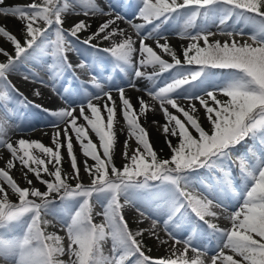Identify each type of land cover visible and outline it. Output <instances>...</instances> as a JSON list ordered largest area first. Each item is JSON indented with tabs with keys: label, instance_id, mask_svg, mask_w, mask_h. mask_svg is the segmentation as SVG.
Returning <instances> with one entry per match:
<instances>
[{
	"label": "snow or ice",
	"instance_id": "1",
	"mask_svg": "<svg viewBox=\"0 0 264 264\" xmlns=\"http://www.w3.org/2000/svg\"><path fill=\"white\" fill-rule=\"evenodd\" d=\"M0 20L2 264H264V0H0Z\"/></svg>",
	"mask_w": 264,
	"mask_h": 264
},
{
	"label": "rangeland",
	"instance_id": "2",
	"mask_svg": "<svg viewBox=\"0 0 264 264\" xmlns=\"http://www.w3.org/2000/svg\"><path fill=\"white\" fill-rule=\"evenodd\" d=\"M9 2H12V0H9ZM15 2L28 3V2H30V0H15ZM0 22L6 23L10 30H12L13 32H17L18 33L19 24L16 21H14V20H7V21L0 20ZM65 26H68V25L66 24ZM92 27H93V29L95 28L93 25H92ZM169 40H170V43L173 46H179V44L182 43V42L186 43V41H181L180 39H178L175 36H170ZM149 43H151V41H149ZM5 46L7 47V45H5ZM13 82L14 83L17 82L16 78H13ZM21 90L24 91L25 94L29 96V99H33V100H35L36 103L43 104L45 107L56 108L62 103L57 97L53 96L51 94V92L49 90H47V89L43 90L44 91V97L42 99H37V98H35V97H33L31 95V85L24 86V87L21 88ZM136 93H138V92H136L135 90H132V89H129L127 91V94H128L129 97H131L133 104L136 101ZM148 99H150V98L148 97ZM155 120H160L161 122H163L161 115H159L158 118L155 119ZM142 122H143V120H142ZM30 123L33 126H35L36 129H38V130L40 129L43 132H48L50 135H46L44 137L45 140H44L43 143H45L46 145L51 143L52 128L51 127H47V126L41 128V125H44L46 123L44 114L37 113L35 116H32L31 119H30ZM143 123H144V126L149 131L152 143H153L154 147L156 148V150L159 152L160 149L163 148L164 151L161 152V155H165L166 156L168 150H167V148L164 145L163 137L156 130V127L152 123H149V124L147 122L146 123L143 122ZM29 131H32V130H29ZM152 133L156 134L158 139H161V141L157 142V143L155 141H153ZM15 138L16 137L13 136V139H15ZM0 151H5V150H0ZM76 151H77V155H78L79 159L83 160L84 158L79 153L78 147H77ZM116 152H117V154H116V157H115V163L117 164V166H120L122 164V159H121V156H120V145L117 146ZM5 154H6V152H5ZM64 167H65V169H67L68 165L64 164ZM11 174L14 176V178L19 180L18 182H20L22 184L24 183L23 180L20 178V173L17 170L14 169ZM13 199H15V197H13ZM128 218H129V220L131 222V213L128 214ZM221 223L223 224V221ZM144 226L145 225H141V227H144ZM49 230L52 231V230H55V229L50 227ZM145 239H146V242H148V244L151 246V249H152V251L150 253L151 255L156 256V257H161V256H165L167 254L164 247H157V242L156 241L148 238L147 236L145 237ZM0 264H2V262H0Z\"/></svg>",
	"mask_w": 264,
	"mask_h": 264
},
{
	"label": "bare ground",
	"instance_id": "3",
	"mask_svg": "<svg viewBox=\"0 0 264 264\" xmlns=\"http://www.w3.org/2000/svg\"><path fill=\"white\" fill-rule=\"evenodd\" d=\"M92 25L94 26V27H96V22L95 21H93V23H92ZM143 83H146V82H142L141 83V86H143ZM139 95H143V93H136V97L137 96H139ZM144 99L145 100H149L148 99V97H146V95L144 96ZM134 104H136V101H135V103ZM160 114H152V113H149L148 115H147V118H146V121H144L143 120V122H147L148 124L149 123H152V121L154 120V119H157L158 118V116H159ZM48 133V132H47ZM47 135H50L49 133L47 134ZM25 136H26V138L27 137H31V138H33V139H39V140H41L42 142H44V137L46 136V134H45V132H43L42 130H35V131H28L26 134H25ZM124 138H125V136L124 135H120L119 136V140H120V142H121V145H122V142H123V140H124ZM152 139H153V141H155L156 143L157 142H160L161 141V139H158V137H157V135L156 134H154V133H152ZM164 141V140H163ZM50 144V143H49ZM19 181V180H18ZM22 181V180H21ZM35 182V181H34ZM151 247V246H150Z\"/></svg>",
	"mask_w": 264,
	"mask_h": 264
},
{
	"label": "trees",
	"instance_id": "4",
	"mask_svg": "<svg viewBox=\"0 0 264 264\" xmlns=\"http://www.w3.org/2000/svg\"><path fill=\"white\" fill-rule=\"evenodd\" d=\"M132 227L135 228L136 225L132 224ZM145 242H146V239H145ZM146 244L150 247V245L148 244V242H146ZM151 248V247H150Z\"/></svg>",
	"mask_w": 264,
	"mask_h": 264
}]
</instances>
